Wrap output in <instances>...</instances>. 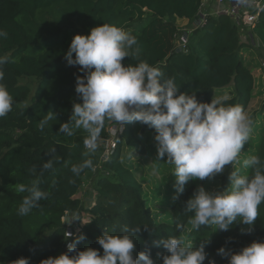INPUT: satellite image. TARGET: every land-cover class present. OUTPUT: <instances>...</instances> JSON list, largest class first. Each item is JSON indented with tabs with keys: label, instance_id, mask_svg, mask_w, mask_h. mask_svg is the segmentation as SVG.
<instances>
[{
	"label": "trees",
	"instance_id": "16d2710c",
	"mask_svg": "<svg viewBox=\"0 0 264 264\" xmlns=\"http://www.w3.org/2000/svg\"><path fill=\"white\" fill-rule=\"evenodd\" d=\"M201 3L202 0H0V30L7 33L6 38L0 37V56L9 57L0 83L13 97L11 112L0 118V264H19L21 258L28 264H40L67 252L68 244L79 235L86 237L77 245L79 250L90 247L102 255L97 238L104 233L126 234L122 232L125 226L140 228L132 236L134 258L150 250L154 264H163L157 254L167 253L153 242L168 236L182 237L193 247L206 239L208 257L204 264L209 260L228 264L227 258L217 255L221 247L238 252L253 241L264 242V202L258 207L250 234H242L241 228L247 226L238 223L227 231L216 230L215 226L192 228L190 216L194 213L185 212L187 201L199 187L207 190L217 183L215 176L187 182L177 199L173 176L149 194L147 180L140 173L144 163L137 160L148 163L157 154L155 130L147 125L126 124L107 158L99 143L95 153L87 152V133L82 129L75 130L71 137L57 134L60 125L69 121L73 103L81 102L75 92L76 77L84 75L80 66H68L64 56L74 35H88L102 24L115 25L135 36L139 60L158 67L165 78L174 77L179 86L177 95L195 94L198 101L210 103L218 91H228L224 103L240 105L247 112L256 81L253 64L243 51L249 46L259 47L264 57V11L247 43L235 20L212 17L179 52L177 43L182 32L176 21L194 22ZM196 35L201 36L191 45ZM139 60L125 57L122 63L136 64ZM48 112L55 113L57 119L41 132L37 123ZM112 124L115 123L105 122L98 141L111 140ZM52 148L55 153L47 155ZM252 155L264 161V126L243 160ZM85 159L93 161L95 170L84 169L79 176L72 173L71 168ZM49 160L52 167L44 170L43 164ZM239 165L235 169H240L241 174H252L251 169L242 167V162ZM155 168L168 176L174 165L168 164L166 157L161 161L155 158ZM100 171L110 176L102 174L96 180L90 195L95 194L98 202L85 208L77 195L85 178ZM229 175L223 176V191L228 190ZM35 179L40 181V190L50 195L27 216H21L18 208L26 193H18L16 186ZM85 213L91 216L90 221L82 228L73 225L69 236L64 219Z\"/></svg>",
	"mask_w": 264,
	"mask_h": 264
},
{
	"label": "clouds",
	"instance_id": "9594fccd",
	"mask_svg": "<svg viewBox=\"0 0 264 264\" xmlns=\"http://www.w3.org/2000/svg\"><path fill=\"white\" fill-rule=\"evenodd\" d=\"M7 33L0 30V37ZM137 39L130 32L115 25L102 24L90 30L88 35H74L64 59L68 66H80L83 76L76 77L75 92L81 102L73 103L70 119L62 123L57 134L71 137L75 130L87 133L84 146L88 153H95L98 139L106 121L114 122L122 129L125 123L139 122L155 130L156 159L166 157L174 165L171 176L177 199L189 181L204 180L224 171L225 165H233L251 134V119L240 105H226L227 94L212 98L211 102H200L196 95L180 93L174 77L165 78L156 66L139 60ZM125 57L139 60L136 64L124 65ZM8 56H0V81L4 79L3 66ZM13 97L0 83V118L11 112ZM48 112L37 123L44 132L49 122L56 120ZM75 147V145H73ZM55 153V148L47 155ZM87 154V153H86ZM52 167V161L43 164V169ZM242 167L252 174H241L233 170L229 177L228 190L209 192L202 186L187 201L185 212L190 216L193 229L215 226L227 231L235 224L246 225L242 234H250L258 217V207L264 202V161L257 155L242 161ZM84 169H94L91 159L71 168L79 176ZM40 181L18 184L16 191L26 193L18 208V214L27 216L49 193L40 190ZM77 219V218H76ZM66 220L69 224L76 220ZM215 230V231H216ZM123 235L104 233L97 238L102 247L79 250L77 245L86 237L79 235L67 246V252L49 257L40 264H154L150 250L139 252L134 258V239L140 228L125 226ZM130 233V234H129ZM71 236V233H68ZM207 240L198 246L185 243L182 237L168 236L154 241L167 254L157 255L163 264H204L208 257L205 251ZM217 255L227 258L228 264H264V242L253 241L238 252L221 247ZM19 264H28L25 258ZM209 264H215L209 260Z\"/></svg>",
	"mask_w": 264,
	"mask_h": 264
},
{
	"label": "rangeland",
	"instance_id": "374dc122",
	"mask_svg": "<svg viewBox=\"0 0 264 264\" xmlns=\"http://www.w3.org/2000/svg\"><path fill=\"white\" fill-rule=\"evenodd\" d=\"M226 1L228 4H232L237 0H226ZM177 21H179L178 22L179 24L186 25L185 22H182L179 19H177ZM180 28H182V26H180ZM192 35H190V37ZM242 35L251 41V38L249 36V32L247 30L243 31ZM196 37H197V35L195 36V38ZM192 42H191V45H193ZM243 54L245 55L246 60L253 64L252 73H253L255 81H256V87H255L253 99L251 101V104L248 107L247 112H246V114L251 119L252 131H251L250 138H249L248 142L245 143L243 148L241 149V153L237 157V161L234 162L233 165H231L230 167H229V165L225 166L223 172L215 175V178H218V182L215 184H212V186L206 190L209 192L215 193V192H222L223 191V176L226 173L230 174L233 170H235V168H239V166H240L239 162L243 161V157H244L245 152H248L251 149V146L254 145L256 143V141L260 138L261 130H262V127L264 126V72H261L262 64L264 62V57L261 56V54L263 55V53L259 50V47L253 48V47L249 46L246 50L243 51ZM218 92L219 93L217 94V96L224 95V94L228 95V91H222V92L218 91ZM112 141L113 140H111L107 143L103 142V143L99 144L103 148L105 154H107V152H109L110 145L108 147V144H111ZM87 152H88V150H87ZM155 158L154 157L151 158L148 163H146V161L141 160L139 158L137 159L138 162L144 163V166L141 169L140 173H141V176L147 180V184H145V188L149 194H153L154 190L162 184L164 179L166 182L167 178L171 177V175L162 176L161 173H159L156 170ZM102 174H104L105 176H110V175H107V173L105 171H100V173L91 174L85 178L83 188L81 189V191L77 195V198L80 199V201L83 203L85 208H89L98 202L97 198L95 197V194H94V197H93V194L90 195V190L93 189L96 180L99 179V177L102 176ZM162 194H164V195L166 194L165 189L162 190ZM158 210L161 212L160 209H158ZM90 217L91 216L88 213H85L80 217L79 216L76 217L74 215L70 216L69 218L66 217L64 219V221H65L66 227L68 228V233L72 232L71 228L73 225L75 227L79 226V228H82L86 223H88L90 221ZM72 219H76V220L72 221L71 224H69L66 221V220H72ZM80 222H81V224H80Z\"/></svg>",
	"mask_w": 264,
	"mask_h": 264
},
{
	"label": "built area",
	"instance_id": "2783aa9c",
	"mask_svg": "<svg viewBox=\"0 0 264 264\" xmlns=\"http://www.w3.org/2000/svg\"><path fill=\"white\" fill-rule=\"evenodd\" d=\"M263 11L264 0H237L232 4H228L226 0H202L195 28L181 33L177 46L180 50H185L189 45L190 35L194 34L197 30L204 29L212 17L227 16L235 20L242 29L246 27L254 29ZM261 72H264V62ZM126 124L128 123L123 124L122 129L117 124H112L109 127V133L113 141L111 144H108V147L110 145V150L105 156L108 157L114 151L117 140L123 133ZM103 142L107 143L109 141H101L99 144ZM106 173L110 175V173Z\"/></svg>",
	"mask_w": 264,
	"mask_h": 264
},
{
	"label": "crops",
	"instance_id": "0c3cea01",
	"mask_svg": "<svg viewBox=\"0 0 264 264\" xmlns=\"http://www.w3.org/2000/svg\"><path fill=\"white\" fill-rule=\"evenodd\" d=\"M182 22H185L186 23V25H183V24H179L178 22L179 21H176V24H177V26L180 28V26H182V28H180L181 30V32L182 33H184V31L186 32L187 30H192V29H194L195 28V25H196V22H197V19L194 21V22H189V21H187V20H181ZM245 30H247L248 32H249V36H250V38H251V35H250V31L252 30H250V28H248V27H246V28H243L242 29V32L243 31H245ZM201 35H198L196 38H194L192 41H193V44H194V42L196 43L197 42V40H198V38L200 37ZM242 39H243V42L244 43H247V38L246 37H242ZM191 40V39H190ZM178 45V44H177ZM179 48V47H178ZM179 50H180V48H179ZM178 50V51H179Z\"/></svg>",
	"mask_w": 264,
	"mask_h": 264
},
{
	"label": "water",
	"instance_id": "95a60500",
	"mask_svg": "<svg viewBox=\"0 0 264 264\" xmlns=\"http://www.w3.org/2000/svg\"><path fill=\"white\" fill-rule=\"evenodd\" d=\"M179 52H182V50H179ZM101 141H98V143H100ZM104 158H107V156H105Z\"/></svg>",
	"mask_w": 264,
	"mask_h": 264
}]
</instances>
